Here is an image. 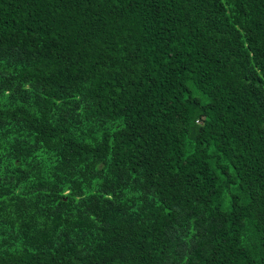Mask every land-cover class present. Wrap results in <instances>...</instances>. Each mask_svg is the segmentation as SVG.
<instances>
[{
  "label": "trees",
  "instance_id": "obj_1",
  "mask_svg": "<svg viewBox=\"0 0 264 264\" xmlns=\"http://www.w3.org/2000/svg\"><path fill=\"white\" fill-rule=\"evenodd\" d=\"M0 264H264V0H0Z\"/></svg>",
  "mask_w": 264,
  "mask_h": 264
}]
</instances>
